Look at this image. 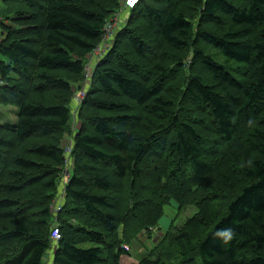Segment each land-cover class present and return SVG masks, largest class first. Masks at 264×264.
<instances>
[{"label":"trees","instance_id":"16d2710c","mask_svg":"<svg viewBox=\"0 0 264 264\" xmlns=\"http://www.w3.org/2000/svg\"><path fill=\"white\" fill-rule=\"evenodd\" d=\"M120 2H0V264L55 246L72 83ZM85 92L51 264H264V0H140Z\"/></svg>","mask_w":264,"mask_h":264},{"label":"rangeland","instance_id":"374dc122","mask_svg":"<svg viewBox=\"0 0 264 264\" xmlns=\"http://www.w3.org/2000/svg\"><path fill=\"white\" fill-rule=\"evenodd\" d=\"M120 3H121V6L116 12V13H119L117 16V19H115L114 16L116 15V13H114L109 18V22L107 23V26L109 24L110 25L104 28L105 31H104L103 38L108 43V48L106 50V53L110 51L116 34L119 33L121 30H123V28L127 24L126 18L119 19L120 12H124V9H126L124 0H121ZM0 39H1V34H0ZM207 49L209 52L217 53L212 48L207 47ZM187 51L188 50H184V51L171 50V52L177 53L178 56H184ZM192 55L193 53L191 51L189 52V55L185 58V68L186 69H187V65H190V62H192ZM100 59H101L100 56L95 55L94 52L90 54L88 57H86L84 78L82 80L74 81L72 83V95L70 96V102H69L70 109H71V129L72 130L71 132L64 133L62 137V147H63L62 149L65 155V162L63 163L64 173L70 174L67 177V180L72 176V173H73L74 163H75L74 139L77 136V133L82 124V120L79 119V108L81 106L79 98L84 91H87L89 89L90 82L92 80L95 69ZM219 60L223 61L222 58H220ZM202 75L204 76V73ZM0 111L3 114V118H9L10 120H13V121L16 119V111H17L16 106L8 105L5 107H0ZM66 198H67L66 193L64 195L57 194L53 198L51 205L49 207L51 211H52V208H51L52 206H54L55 209L57 208L59 204L64 206V203H66ZM196 211H197V208L195 207V205H188L184 207L183 210H179V208L177 209L176 204L172 203L171 205L169 204L165 206L164 219L165 217L169 219L177 218L178 223H182L188 217L194 215ZM57 214L59 217L60 211L57 210ZM163 226L166 227V224L163 223ZM162 234H163V230L153 232L151 238H148V236L145 235V238L142 237V241L136 242L134 246L132 247V251L137 254V257L135 260L138 261L139 259L143 258L147 254L146 249L148 247H151L152 243H157V241L160 239ZM145 239H147V243H144ZM53 257H54V247H51L45 254V258H44L45 264H51Z\"/></svg>","mask_w":264,"mask_h":264},{"label":"built area","instance_id":"2783aa9c","mask_svg":"<svg viewBox=\"0 0 264 264\" xmlns=\"http://www.w3.org/2000/svg\"><path fill=\"white\" fill-rule=\"evenodd\" d=\"M140 0H124V4L126 6V9L125 10H128L130 11L131 9H133L138 3H139ZM119 13H116V15L114 16L115 19H117V16H118ZM110 25V24H109ZM108 25V26H109ZM106 26V27H108ZM108 48V43L104 40L100 45L99 47L95 50L94 54L100 56V58H102L105 54H106V50ZM86 95V92L84 91L79 100H80V103L82 102L83 98L85 97ZM70 174L68 173H64V168H63V171L61 172V176H60V182H59V192L58 194L59 195H64L66 193V187L68 185V183L70 182L71 180V177L67 180V177L69 176ZM62 181V182H61ZM52 208V213H53V216H54V224H53V227H52V233H51V236H52V239L55 243V246H54V250L57 248V243L58 241H60L62 239V231H61V225L58 221V214H57V210L60 211L62 209V205H58L57 206V210L55 209L54 206L51 207Z\"/></svg>","mask_w":264,"mask_h":264},{"label":"crops","instance_id":"0c3cea01","mask_svg":"<svg viewBox=\"0 0 264 264\" xmlns=\"http://www.w3.org/2000/svg\"><path fill=\"white\" fill-rule=\"evenodd\" d=\"M2 2V0H1ZM129 12L128 10H124V12H122V14L119 16V19H123V18H128V15H129ZM96 55V54H95ZM6 119H9V118H6Z\"/></svg>","mask_w":264,"mask_h":264}]
</instances>
